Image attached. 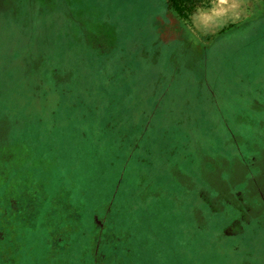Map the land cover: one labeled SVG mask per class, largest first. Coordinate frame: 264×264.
Listing matches in <instances>:
<instances>
[{
	"label": "rangeland",
	"instance_id": "1",
	"mask_svg": "<svg viewBox=\"0 0 264 264\" xmlns=\"http://www.w3.org/2000/svg\"><path fill=\"white\" fill-rule=\"evenodd\" d=\"M197 4L0 0V264H264V0Z\"/></svg>",
	"mask_w": 264,
	"mask_h": 264
},
{
	"label": "trees",
	"instance_id": "2",
	"mask_svg": "<svg viewBox=\"0 0 264 264\" xmlns=\"http://www.w3.org/2000/svg\"><path fill=\"white\" fill-rule=\"evenodd\" d=\"M198 0H164L166 10L174 12L181 18H188L192 14L198 4ZM74 210H71L73 212Z\"/></svg>",
	"mask_w": 264,
	"mask_h": 264
},
{
	"label": "crops",
	"instance_id": "3",
	"mask_svg": "<svg viewBox=\"0 0 264 264\" xmlns=\"http://www.w3.org/2000/svg\"><path fill=\"white\" fill-rule=\"evenodd\" d=\"M209 32H210V31H209ZM209 32H205V34H206V33H209Z\"/></svg>",
	"mask_w": 264,
	"mask_h": 264
}]
</instances>
